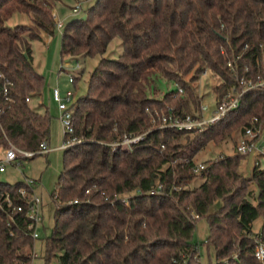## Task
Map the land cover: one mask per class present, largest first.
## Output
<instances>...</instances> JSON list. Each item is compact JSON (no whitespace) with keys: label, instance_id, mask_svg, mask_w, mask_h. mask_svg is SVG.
<instances>
[{"label":"trees","instance_id":"obj_1","mask_svg":"<svg viewBox=\"0 0 264 264\" xmlns=\"http://www.w3.org/2000/svg\"><path fill=\"white\" fill-rule=\"evenodd\" d=\"M59 1L0 0V149L36 152L49 139L52 116L29 104L45 86L31 42L54 35ZM15 14L29 23L7 25ZM85 15L61 29L60 56L101 58L71 106L80 143L63 149L45 264H201V247L212 250L211 264H264L254 255L264 243V170L239 174L245 155L234 152L192 172L208 145L230 139L252 118L264 128V87L242 94L237 108L201 132L159 128L155 116L198 112L201 99L184 79L191 72L196 78L209 69L221 79L217 101L232 87L240 90L236 75L264 78V0H95ZM115 38L122 52L107 58ZM162 81L179 87L166 91L156 86ZM125 137L141 138L113 147ZM196 178L201 182L191 188ZM34 185L0 182V264H32L30 221L16 208L26 209ZM156 186L160 191L150 194ZM201 219L208 235L198 242Z\"/></svg>","mask_w":264,"mask_h":264},{"label":"rangeland","instance_id":"obj_2","mask_svg":"<svg viewBox=\"0 0 264 264\" xmlns=\"http://www.w3.org/2000/svg\"><path fill=\"white\" fill-rule=\"evenodd\" d=\"M82 2L78 13L73 14L72 9L78 0H60L55 9L53 10V16L56 17V21L62 23L64 27L69 21L73 19H84L86 17V10L95 2V0H80ZM54 21L55 18L53 17ZM29 19L26 15L15 14L9 19L7 25H27ZM31 51L33 66L35 70L44 76L45 78V91H52L54 88H58L62 97L67 94L71 95V103L86 93L87 82L90 73L101 57H86L79 58L77 63L80 69L75 70L76 60L68 57L60 56V32L55 29L53 36L42 35L40 40L31 42ZM122 52L121 41L117 38L113 39L108 46V50L104 55L107 58H117ZM223 52V51H222ZM191 72L184 77L185 81L193 87L198 98L201 99L200 106L202 104H208L213 106L217 101L215 88L219 87L222 83L221 79L209 69L196 75ZM69 76L76 77L77 80L74 83H69ZM158 88L168 90H176L177 87L173 83L157 82ZM178 90V89H177ZM179 93V92H178ZM182 93V92H181ZM180 94V93H179ZM45 101L49 108V113L52 116L51 128H50V148L51 151L48 154L37 155L31 159H22L18 165H7L4 173H0V182L15 183L23 181L29 178L35 181L34 191L40 198L42 205V217L43 223L38 228L39 238L35 240L34 247L30 250L31 253L36 254V258H33L32 264H45L44 261V239L51 234V228L53 226V211L54 205L50 199V195L55 188L57 178L63 169V150L56 149L64 143L63 128L61 121L59 120L60 113L57 109V104L45 95ZM29 104L34 108V102L29 100ZM194 111V114H198ZM242 129L235 132L232 137L226 141H223L219 145L210 144L199 154L195 160V165H206L207 162L213 160L221 154L232 155L235 152V146L239 139ZM254 168L264 170V155H245L240 161L238 166V173L250 177ZM201 180L196 178L190 184V187L199 185ZM249 189L252 195H256L257 190L254 184H250ZM250 199V198H249ZM255 204V202L250 199ZM219 205V202L215 203L212 209L214 210ZM263 220L261 218L256 219L253 222L252 231L258 233ZM45 228V230L43 229ZM208 235V225L204 219L199 220L196 223V229L194 233L195 241H203ZM200 262L201 264H211L214 262V254L212 250H207L205 247L200 248ZM50 264H58L56 259H53Z\"/></svg>","mask_w":264,"mask_h":264},{"label":"built area","instance_id":"obj_3","mask_svg":"<svg viewBox=\"0 0 264 264\" xmlns=\"http://www.w3.org/2000/svg\"><path fill=\"white\" fill-rule=\"evenodd\" d=\"M75 4V7L71 10L73 14L78 13L82 2L78 0ZM55 18V27L61 32L62 23L56 21ZM227 67L235 72V66L231 61H227ZM80 69L79 64L76 62L75 70ZM247 67L244 68V72H247ZM74 77L69 76V83H73ZM236 83L240 87V90H237L235 87L229 89L220 99L216 101L213 106L208 104H202L200 106V111L198 114L187 115L183 118L179 117L168 109L167 113H156L155 116L159 121V128H172L179 131L185 132H201L203 128L209 124L217 123L222 120L226 114L237 108L239 104V98L247 91H250L254 88H263L264 87V78L257 76L256 79L247 78L245 75L238 76L236 75ZM178 92L181 93L182 90L179 88ZM52 100L57 104V109L60 113L59 120L63 128L64 143L61 145V149H66L75 144L80 143V140L77 139L74 135V125L72 118V109L71 106V95L67 94L65 97H62L58 88H54L51 91ZM152 122L155 124V120ZM141 137L127 138L125 137L121 143L113 145L115 146H129L135 144L140 140ZM46 141H43L39 145V149L36 152L23 151L18 149L12 144H9L7 148L0 149V173H4L7 165H18L19 161L22 159H31L37 155L47 154L49 152ZM235 152L240 155H264V128L260 121L254 117L252 118L250 125L242 129V132L239 136L237 144L235 146ZM204 169V165H195L192 168L193 173H198ZM25 183L31 187L35 184V181L26 178ZM160 191V186H156L155 189L150 191V194ZM21 196H25V191H19ZM27 207L25 210L22 207H17V212H23L26 219L30 221L29 228L31 229V237L33 240L39 238L38 228L42 224V210H41V200L34 193L27 197ZM5 201L10 203L8 196H5ZM254 255L256 259L264 263V243L261 241L257 242ZM31 259L36 258L35 253H31Z\"/></svg>","mask_w":264,"mask_h":264},{"label":"crops","instance_id":"obj_4","mask_svg":"<svg viewBox=\"0 0 264 264\" xmlns=\"http://www.w3.org/2000/svg\"><path fill=\"white\" fill-rule=\"evenodd\" d=\"M46 89H45V87L43 88V90H42V93H41V95L39 96V97H37V98H34V99H32V101L34 102V107H38V106H41L42 105V107L44 106V107H46L47 109H48V111H49V108H48V106H47V104H46V101H45V95H48V98L50 99V100H52V97H51V91L49 92V91H45ZM53 101V100H52ZM54 102V101H53ZM39 111L40 112H43L44 111V108H40L39 109ZM51 115V114H50ZM50 128H51V125H50ZM49 138H50V136H49ZM46 143H47V146H48V148H49V150L51 151V148L49 147L50 146V143H49V139L46 141ZM56 149H60L61 150V146H60V148L59 147H56ZM63 150V149H62ZM49 151V152H50ZM48 152V153H49ZM47 153V154H48Z\"/></svg>","mask_w":264,"mask_h":264}]
</instances>
